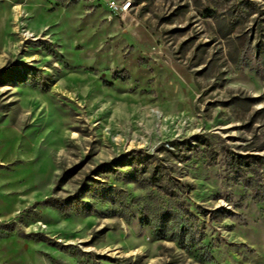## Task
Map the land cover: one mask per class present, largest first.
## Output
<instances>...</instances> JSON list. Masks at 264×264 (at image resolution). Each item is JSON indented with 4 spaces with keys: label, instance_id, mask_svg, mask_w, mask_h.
<instances>
[{
    "label": "rangeland",
    "instance_id": "374dc122",
    "mask_svg": "<svg viewBox=\"0 0 264 264\" xmlns=\"http://www.w3.org/2000/svg\"><path fill=\"white\" fill-rule=\"evenodd\" d=\"M131 1L0 0V264H264V0Z\"/></svg>",
    "mask_w": 264,
    "mask_h": 264
},
{
    "label": "built area",
    "instance_id": "2783aa9c",
    "mask_svg": "<svg viewBox=\"0 0 264 264\" xmlns=\"http://www.w3.org/2000/svg\"><path fill=\"white\" fill-rule=\"evenodd\" d=\"M107 6L111 13L115 15L125 16L132 8L131 0H107Z\"/></svg>",
    "mask_w": 264,
    "mask_h": 264
}]
</instances>
